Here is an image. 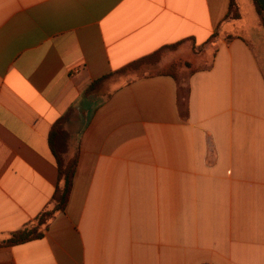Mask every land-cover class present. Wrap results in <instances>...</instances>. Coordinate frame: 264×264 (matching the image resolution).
<instances>
[{"label": "crops", "instance_id": "obj_1", "mask_svg": "<svg viewBox=\"0 0 264 264\" xmlns=\"http://www.w3.org/2000/svg\"><path fill=\"white\" fill-rule=\"evenodd\" d=\"M230 1L0 0V264H264V26L239 2L227 20ZM184 40L201 50L189 76L166 72L185 46L86 101ZM60 119L68 202L7 245L54 206Z\"/></svg>", "mask_w": 264, "mask_h": 264}, {"label": "trees", "instance_id": "obj_2", "mask_svg": "<svg viewBox=\"0 0 264 264\" xmlns=\"http://www.w3.org/2000/svg\"><path fill=\"white\" fill-rule=\"evenodd\" d=\"M258 13L262 25L264 26V10L258 0H252ZM241 18L240 6L237 0L230 1L229 12L226 16L227 20H238ZM215 35L212 37L210 42H207L204 47L207 49H213L215 45L214 39ZM191 40H184L178 44H173L171 46H166L161 48L160 50L156 51L155 53L142 57L136 61H133L123 68L110 73L94 82L89 84L84 92V97L86 101L91 103H96L100 99V96L104 94L106 87L109 83L113 80V78L121 76V75H132L133 77L138 76H145L151 74L157 69L163 61L166 59L168 54L172 51H176L180 46L183 44L191 43ZM191 45V50L195 53H198L193 45ZM203 51V50H202ZM199 69L198 66L194 65L193 63L179 59L174 62H171L167 68V74L173 76L175 79H180L182 76H189L193 72ZM162 72V71H157ZM95 110V107L94 109ZM93 110H89L91 113ZM87 118V117H86ZM61 120H58L52 127L50 132V141L51 145L54 148V139L61 136L62 132L60 130ZM54 154L58 164V171H59V180L62 182V185H58L55 193L53 195V208L49 211L44 212L41 214L37 222L35 224L29 225L26 228L15 232L8 238L4 243L10 246L23 244L32 240L40 239L43 237L42 228H46L48 222L53 218L56 212L62 211L65 209V206L68 202L69 195L71 192L73 179L75 175V169L77 165L78 153L76 152L72 157L68 159H64L54 148Z\"/></svg>", "mask_w": 264, "mask_h": 264}, {"label": "rangeland", "instance_id": "obj_3", "mask_svg": "<svg viewBox=\"0 0 264 264\" xmlns=\"http://www.w3.org/2000/svg\"><path fill=\"white\" fill-rule=\"evenodd\" d=\"M241 7H242V15H243V20H244V24L248 25L250 27V29H252V31H260V25L259 23V16L256 12L254 3L252 0H237ZM237 28L234 27V31ZM262 30V29H261ZM233 32V31H232ZM262 37L264 38V30H262ZM237 33H239V29L237 30ZM191 43H187V44H183L182 46H180L178 49H183L185 46L189 47L188 49L184 48V50L182 51V53H180L178 55V57L176 59H183L186 61H190L193 63H196L199 60V55L196 54L195 52H193L191 50ZM197 50V49H196ZM213 50V49H211Z\"/></svg>", "mask_w": 264, "mask_h": 264}, {"label": "water", "instance_id": "obj_4", "mask_svg": "<svg viewBox=\"0 0 264 264\" xmlns=\"http://www.w3.org/2000/svg\"><path fill=\"white\" fill-rule=\"evenodd\" d=\"M258 2L260 3V5L262 6V8L264 10V0H258Z\"/></svg>", "mask_w": 264, "mask_h": 264}]
</instances>
